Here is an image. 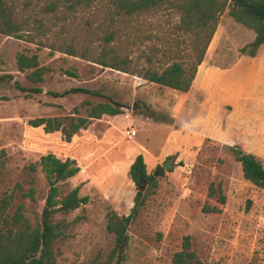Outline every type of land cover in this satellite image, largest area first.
I'll list each match as a JSON object with an SVG mask.
<instances>
[{
    "label": "rangeland",
    "instance_id": "1",
    "mask_svg": "<svg viewBox=\"0 0 264 264\" xmlns=\"http://www.w3.org/2000/svg\"><path fill=\"white\" fill-rule=\"evenodd\" d=\"M6 1L12 2L16 16H29L30 20L38 19L45 25L40 30L28 26L31 42L0 34V76H7L0 82V200L12 196L6 215L10 216L21 205L27 222H37L48 190L38 165L39 156L52 153L61 160L63 155L74 157L79 171L64 182L63 194L77 187L78 196H86L88 201L66 215L53 216L55 221H73L65 238L53 246L55 262L104 261L113 245L112 235L105 230V214L111 210L118 216L127 215L135 193L134 187L122 180L120 166L112 169L111 164L119 150L130 149L133 142L147 139L139 143L147 152H152V158L142 159L145 172L151 174L159 166L162 176L157 179L154 193L127 227L122 264H171L172 254L179 250L183 236L189 237L190 249L203 263L264 264V190L243 180L230 151L231 147L244 153L251 150L264 168V140L251 145L245 141L242 147L221 146L186 129L189 123H195L192 128H201L203 113L210 112L217 119L218 110H208L202 100L205 87L209 88L208 83L215 80L208 75L212 69H225L234 62L238 50L251 41L250 31L229 18L226 10L219 16L187 95L57 51L67 45L75 50L98 49L94 37L104 26V6L96 8L93 4L86 11L77 6L64 19L59 16L61 9L54 14L42 12L41 6L49 0ZM165 14L163 21L158 22H165V29L170 32L177 18L172 11ZM157 20H143L139 26L156 31ZM135 24L138 25L127 19L122 24L127 36L119 40L121 52L132 58L148 42L144 39L141 44L135 42L132 37ZM18 53L35 56L38 65L47 69L41 83L28 82L17 70ZM34 87L40 92H28ZM74 88L96 90L102 97L77 93L61 98L50 95ZM109 101L123 106L122 115L126 120L147 119L155 125L162 123L165 128L172 126L173 130L146 132L120 117L115 129L103 132L100 127H94L90 131L88 125L84 129L88 133L81 135L78 131L77 139L68 144L59 132L44 134L40 127L30 128L26 124L41 117L84 118L89 106ZM229 110L224 104L223 113L229 115ZM130 129L135 135L128 138L125 130ZM113 143L117 145L112 146ZM160 147V153H154ZM165 163L168 168L163 170ZM209 184L220 188L223 205L216 203L215 196L206 198ZM28 191L32 198L22 197ZM204 203L220 211L203 213Z\"/></svg>",
    "mask_w": 264,
    "mask_h": 264
},
{
    "label": "trees",
    "instance_id": "2",
    "mask_svg": "<svg viewBox=\"0 0 264 264\" xmlns=\"http://www.w3.org/2000/svg\"><path fill=\"white\" fill-rule=\"evenodd\" d=\"M93 4L96 8L99 5L105 7L103 29L100 27V33L94 37L98 49L93 51L82 47L75 50L67 45L65 49L59 48L57 51L78 57L100 68L135 76L180 93L188 91L211 42L218 18L225 10L229 18L254 35L251 42L238 50L239 55L253 57L258 47L264 44V0H49L41 9L44 14H54L56 10L61 9L59 16L65 19L68 14L75 12L77 6L86 11ZM170 11L174 12L177 21L169 32L165 29V22L158 21H163L165 13ZM14 13L12 2L0 0V34L24 42L33 41L28 26L40 30L45 25L41 20H30L29 16L18 17ZM150 18L158 19L156 31L143 30L139 26L140 22ZM127 19L138 23L132 33L135 42L141 44L143 39L148 41L135 58L123 54L119 46L120 38H124L126 34L122 24ZM15 65L17 70L24 74L25 79L34 84L42 82L47 70L38 65L35 56H25L21 53L16 54ZM6 77L0 76V82ZM28 92L37 94L40 89L30 88ZM74 93L99 95L97 92L79 88L51 95L60 97ZM122 109V105L109 101L89 106L84 118L41 117L28 120L26 124L31 128L41 127L45 134L59 132L62 140L67 143L79 130L87 127L90 119H99L101 115H119L122 114ZM230 149L234 162L239 165L243 180L264 190V168L261 162L252 154L244 153L236 147ZM38 165L48 190L37 222H27L22 215L21 205H17L13 213L7 216L6 209L12 196L7 195L0 200V264H56L53 246L65 238L66 230L73 221H55L53 216L66 215L88 201L87 197L77 195V187L63 194L64 182L79 171L73 160L61 161L47 154L38 158ZM28 168L33 171L32 165ZM161 176L162 170L159 166H155L153 172L147 174L142 157L137 155L133 159L128 168V177L135 189L132 207L126 216H117L111 210L106 212L105 230L112 235L113 245L104 261L92 260L89 264L123 263L128 240L127 227L143 207L145 200L154 193L157 179ZM21 195L32 198L30 191ZM214 196L216 203L224 204L220 188L209 184L206 198ZM201 211L218 213L220 210L204 203ZM171 264L207 263L196 257L190 249L189 237L183 236L179 250L172 254Z\"/></svg>",
    "mask_w": 264,
    "mask_h": 264
},
{
    "label": "crops",
    "instance_id": "3",
    "mask_svg": "<svg viewBox=\"0 0 264 264\" xmlns=\"http://www.w3.org/2000/svg\"><path fill=\"white\" fill-rule=\"evenodd\" d=\"M250 33L251 34H249V38L252 41L254 35L251 31ZM208 77L213 79L215 78V80L213 81L211 79L212 83L210 82L207 85L209 86V88L205 87L202 100H203V104L207 105L208 110H212V109L218 110L217 113L218 117L217 119H214L212 116L213 114H211L210 112L203 113L204 115L202 118L201 128L198 127L192 128L195 123L194 124L189 123L186 124L187 131H190V133H193L194 135H199L203 139L204 138L209 139L221 146L238 145L242 147L244 146L245 141H248L249 145H251L255 141L264 140V44H261L258 47L253 57L238 55L237 58L229 67L225 69H212ZM204 82L206 81L204 80ZM191 86H192V82L189 87V90L185 94L187 95L190 94ZM87 91L97 92L96 90H87ZM51 94L52 93H50V95ZM77 94H82V93H77ZM97 94L99 95L95 96L92 93L84 94V95L102 97L99 92H97ZM61 97L63 96L54 97V98H61ZM224 104H226L230 109L228 112L229 115L223 113ZM172 116L173 115L170 114L171 119ZM120 117L123 118V115L122 114L115 116L101 115L99 119H90L89 120L90 124H88L89 129L91 131L92 129H94V127L95 128L100 127L101 129H103L102 130L103 132L108 128L115 129L116 126L115 122L121 121L119 119ZM123 120L127 121L128 124L133 123V126H136L138 129L146 130V132L150 130L153 133L155 129L157 131L164 130L165 132L166 131L169 132V130L170 131L173 130L172 126L167 125L165 128L162 123L160 124L158 122L155 125L149 122V120L147 119L144 120L136 117L134 118V120H131L130 118L128 120L123 118ZM215 122L217 123L216 126L214 125ZM125 127H128V125H126ZM79 131L81 132V135L87 132V130L85 131L79 130ZM126 133L130 134L131 135L130 137H133L135 135L134 131L131 129L129 131L125 130V134ZM169 135L164 137L163 143L165 142V140L168 138ZM70 139L71 141L69 140V142H67L68 144H72L74 139H77L76 134L73 135ZM83 139L84 138L82 137V141L85 140ZM141 142H147V139ZM139 143L133 142L130 149H123L122 151L119 150V153L115 156V159L111 164L112 169H116L118 168L117 166H120L122 170V175L124 176L122 180L131 186H133V184L128 177V168L132 163L133 159L137 155H140L143 160L144 159L146 160L147 158L149 159L152 158V156L150 155V153L152 152L148 150L149 152L148 153L141 145H139ZM115 145H117V143L112 144V146ZM161 149L162 147H160L159 150L154 153L159 154ZM104 150H102V152ZM246 153L252 154L254 156L256 155V153L251 150L246 151ZM47 154H51L57 159H59L55 154L52 153H47ZM47 154L44 153L41 154V156ZM63 157L64 158L62 160L61 159L59 160L63 161L65 159H69V160H73L74 162L77 161L76 158L71 156L63 155ZM75 175L69 179L74 178ZM80 197H84V196H80Z\"/></svg>",
    "mask_w": 264,
    "mask_h": 264
},
{
    "label": "water",
    "instance_id": "4",
    "mask_svg": "<svg viewBox=\"0 0 264 264\" xmlns=\"http://www.w3.org/2000/svg\"><path fill=\"white\" fill-rule=\"evenodd\" d=\"M133 109V108H132ZM163 170H165V169H167L168 168V165H167V163H165L164 165H163Z\"/></svg>",
    "mask_w": 264,
    "mask_h": 264
},
{
    "label": "built area",
    "instance_id": "5",
    "mask_svg": "<svg viewBox=\"0 0 264 264\" xmlns=\"http://www.w3.org/2000/svg\"><path fill=\"white\" fill-rule=\"evenodd\" d=\"M126 134H127L128 138H130V136H131V135H130V134H128V133H126Z\"/></svg>",
    "mask_w": 264,
    "mask_h": 264
}]
</instances>
